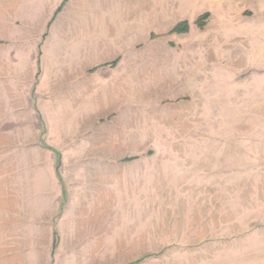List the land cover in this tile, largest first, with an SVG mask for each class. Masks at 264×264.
I'll list each match as a JSON object with an SVG mask.
<instances>
[{
  "label": "rangeland",
  "instance_id": "374dc122",
  "mask_svg": "<svg viewBox=\"0 0 264 264\" xmlns=\"http://www.w3.org/2000/svg\"><path fill=\"white\" fill-rule=\"evenodd\" d=\"M75 1L105 13L92 94L134 156L106 201L65 183L57 212L0 145V264H264V0Z\"/></svg>",
  "mask_w": 264,
  "mask_h": 264
},
{
  "label": "crops",
  "instance_id": "0c3cea01",
  "mask_svg": "<svg viewBox=\"0 0 264 264\" xmlns=\"http://www.w3.org/2000/svg\"><path fill=\"white\" fill-rule=\"evenodd\" d=\"M103 14L75 0H0V145L19 143L22 175L28 179L35 173L31 190L57 212L67 196L65 183L67 205L79 202L82 189L84 197L107 200L109 176H114L115 187H122L124 173L118 171L129 166L118 168L115 160L134 156H127L123 147H111L123 142L122 130L119 136L111 131L109 145L105 117L117 111L116 101L92 94L108 83L91 72L93 60H101L98 54L93 58V46L100 51L107 43L101 33L104 21H91L103 20ZM56 43L58 65L50 68L51 44ZM115 120L111 128L119 125V118ZM146 173L150 179L151 170ZM72 190L77 196L70 197Z\"/></svg>",
  "mask_w": 264,
  "mask_h": 264
},
{
  "label": "trees",
  "instance_id": "16d2710c",
  "mask_svg": "<svg viewBox=\"0 0 264 264\" xmlns=\"http://www.w3.org/2000/svg\"><path fill=\"white\" fill-rule=\"evenodd\" d=\"M209 15H210L209 13H206L203 16H201V18L204 17V19L202 21L203 23L200 24L202 27L205 26V20L209 17ZM201 18H199L197 22H199V20ZM188 30H189V23L187 21H182V22L178 23L175 27H173V29L170 32H182V33H184V32H187ZM132 158L133 157H127V158H125V160H132Z\"/></svg>",
  "mask_w": 264,
  "mask_h": 264
}]
</instances>
